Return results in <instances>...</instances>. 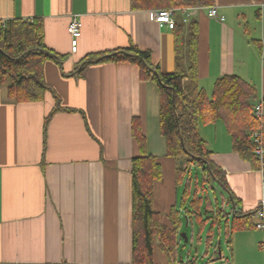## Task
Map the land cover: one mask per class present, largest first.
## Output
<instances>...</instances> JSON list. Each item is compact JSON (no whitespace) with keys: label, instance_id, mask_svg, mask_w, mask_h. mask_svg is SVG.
Masks as SVG:
<instances>
[{"label":"crops","instance_id":"1","mask_svg":"<svg viewBox=\"0 0 264 264\" xmlns=\"http://www.w3.org/2000/svg\"><path fill=\"white\" fill-rule=\"evenodd\" d=\"M187 6L188 21L177 15L176 22L184 36L190 21L197 24L199 87L210 95L218 77L235 74L254 86V103L263 100L264 0ZM211 7L222 20L209 16ZM155 10L132 9L129 0H0V26L16 18L41 19L45 46L63 56L62 70L52 60L42 67L60 103L46 127V116L57 106L51 90L40 100H16L0 85V264H134L131 160L142 152L161 165L153 208L160 223L172 227L168 215L179 205L182 185L175 182V161L160 130L157 83L141 77L131 61L107 60L75 71L89 54L130 45L148 51L161 72L173 71L175 30L156 22ZM73 17L81 21L75 52L68 32ZM134 130L143 135V148ZM199 133L234 196L229 201L227 192L225 226L214 228L209 247L207 229L204 249L193 255L181 253L180 246L183 223L197 221L182 220L175 250L154 245L150 264H264V232L241 227L234 217L254 211L262 195L257 162L234 151L221 120L200 123ZM262 133L264 139V118Z\"/></svg>","mask_w":264,"mask_h":264},{"label":"trees","instance_id":"2","mask_svg":"<svg viewBox=\"0 0 264 264\" xmlns=\"http://www.w3.org/2000/svg\"><path fill=\"white\" fill-rule=\"evenodd\" d=\"M211 0H129L132 9H161L181 5H198ZM175 69L163 73L153 66L148 51L135 45L108 52L92 53L83 58L75 68L78 73L88 64L102 61H131L140 67L143 78L154 80L160 92L159 123L166 139L167 155L175 161V182L182 185L179 205L169 212L172 227L160 223L159 212L153 208L154 182L162 177L161 165L156 156L142 152L131 160L132 176V261L150 264L154 245L172 252L177 244V231L183 221H197L202 228L209 223L207 247L211 245L214 228L223 223L226 211L204 197L210 181L217 182L231 194L224 171L211 158L210 150L199 133L200 123L221 120L230 136L234 151L242 158L259 162L254 155L252 132L262 126V120L253 114L255 88L238 75H222L214 83L210 95L198 84V32L195 21L187 24V36L181 24L174 28ZM55 61L62 70L63 56L47 48L43 41L41 19H12L0 26V85H7V95L16 100H40L51 87L43 77V63ZM187 60V67L184 66ZM63 75H66L61 71ZM69 75V74H67ZM52 91V90H51ZM53 92V91H52ZM54 93V92H53ZM57 106L46 116L44 127L59 107V97L54 93ZM264 105V99H263ZM140 148L144 137L134 130ZM200 170V176L198 174ZM198 178L201 188H197ZM229 196V201H231ZM213 206V207H211ZM184 216L181 217V210ZM214 209L213 215L204 211ZM252 212H234L241 227H254ZM235 225L236 227H238ZM234 226V227H235ZM158 242V243H156Z\"/></svg>","mask_w":264,"mask_h":264},{"label":"built area","instance_id":"3","mask_svg":"<svg viewBox=\"0 0 264 264\" xmlns=\"http://www.w3.org/2000/svg\"><path fill=\"white\" fill-rule=\"evenodd\" d=\"M189 7L187 5L175 6L171 8H161L154 11V19L158 23L166 24L170 29H173L176 24V16L180 15L182 22H187L189 19ZM209 16L218 17L220 20L223 19L222 16L217 14L215 7L209 8ZM68 32L71 37V51L75 52L77 48V38L81 34V21L73 17L68 25ZM253 114L260 118H264V105L263 100H258L254 103ZM252 139L254 141V155L259 162V170L263 177L262 195L256 208L253 211V222L256 229L262 230L264 232V139L262 133V126L252 132ZM261 247L264 249V238L261 243Z\"/></svg>","mask_w":264,"mask_h":264},{"label":"rangeland","instance_id":"4","mask_svg":"<svg viewBox=\"0 0 264 264\" xmlns=\"http://www.w3.org/2000/svg\"><path fill=\"white\" fill-rule=\"evenodd\" d=\"M198 174L200 176V170L198 169ZM197 188L200 190L201 188V179L198 178ZM206 190L203 192L205 199L208 198L211 203L218 204L220 207H227V191L219 185L217 182L210 181L209 184L206 183ZM208 229V225L205 226L202 232H199L198 225L195 221L192 224L185 226L183 223V232L186 233V236H183V244L180 246V252H186L187 250H191V253L195 255V253H199L204 249V239L206 236V232ZM199 237L201 240H199ZM188 239V240H187ZM221 248L224 250L227 248V243L224 239V236L221 237ZM198 250V251H197ZM211 250V254H212ZM199 258L200 255L198 254Z\"/></svg>","mask_w":264,"mask_h":264},{"label":"water","instance_id":"5","mask_svg":"<svg viewBox=\"0 0 264 264\" xmlns=\"http://www.w3.org/2000/svg\"><path fill=\"white\" fill-rule=\"evenodd\" d=\"M231 199V198H230ZM182 236V235H181ZM221 254V251H220V249H218V256H221L220 255Z\"/></svg>","mask_w":264,"mask_h":264}]
</instances>
